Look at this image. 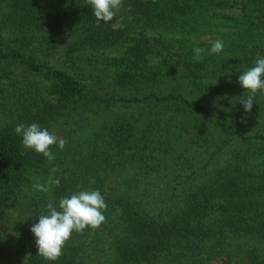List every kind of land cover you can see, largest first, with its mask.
Masks as SVG:
<instances>
[{"label":"trees","instance_id":"16d2710c","mask_svg":"<svg viewBox=\"0 0 264 264\" xmlns=\"http://www.w3.org/2000/svg\"><path fill=\"white\" fill-rule=\"evenodd\" d=\"M258 57L264 0H123L108 23L87 0H0V264H264V92L246 113L238 83ZM18 123L66 146L50 163ZM97 189L106 222L38 255L47 203Z\"/></svg>","mask_w":264,"mask_h":264},{"label":"clouds","instance_id":"9594fccd","mask_svg":"<svg viewBox=\"0 0 264 264\" xmlns=\"http://www.w3.org/2000/svg\"><path fill=\"white\" fill-rule=\"evenodd\" d=\"M87 3L97 21L105 23L113 21L119 9L123 7V0H87ZM124 26L122 19L111 24L114 31ZM223 48L224 42L216 40L212 42L210 53L220 54ZM193 52L196 61H203L204 49L195 47ZM238 83L250 93L245 99L240 100L245 112H250L255 102V94L258 91L264 92V57H258L253 67L243 71L238 76ZM14 131L22 137V145L25 149L42 154L50 163L55 159L51 148L57 146L63 150L67 143L65 138L57 136L38 123L29 125L18 123ZM58 171V166L51 168L52 173ZM59 185L60 178L50 176L47 184L36 183L33 188L37 191L49 192L52 186ZM106 209L107 203L98 189L80 190L70 196H64L59 200L58 207L54 202L49 201L46 205V213L39 214L38 223H34L30 228L35 236L37 254L45 260H58L63 255V248L73 232L82 233L86 228L95 230L106 222V216L103 214Z\"/></svg>","mask_w":264,"mask_h":264}]
</instances>
